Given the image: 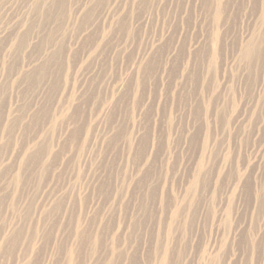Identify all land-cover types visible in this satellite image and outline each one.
Segmentation results:
<instances>
[{
    "label": "rangeland",
    "instance_id": "obj_1",
    "mask_svg": "<svg viewBox=\"0 0 264 264\" xmlns=\"http://www.w3.org/2000/svg\"><path fill=\"white\" fill-rule=\"evenodd\" d=\"M163 257L264 264V0H0V264Z\"/></svg>",
    "mask_w": 264,
    "mask_h": 264
},
{
    "label": "bare ground",
    "instance_id": "obj_2",
    "mask_svg": "<svg viewBox=\"0 0 264 264\" xmlns=\"http://www.w3.org/2000/svg\"><path fill=\"white\" fill-rule=\"evenodd\" d=\"M34 26V25H33ZM32 27V24H29L28 22H25L22 26H20V29H19V42L18 43H21L22 42V40L25 38V36H26V34L27 33H29L28 32V30L30 31V29H32L31 28ZM28 35V34H27ZM27 37V36H26ZM25 41V40H24ZM58 50V49H57ZM254 50L252 51L251 50V48H249L246 52H245V57L246 58H249V57H251V55H253L254 54ZM83 144H84V142H83ZM209 149V148H208ZM204 150H206V149H204ZM209 150H211V149H209ZM204 152V151H203ZM202 152V155L203 156H200V157H202L200 160H199V165L201 166V167H204L205 166V164H204V160L206 159V158H203L204 156H205V153H203ZM207 153V152H206ZM209 155V154H208ZM211 157V156H210ZM207 159H209V158H207ZM149 160V159H148ZM148 163H146V165H147ZM43 170V166H42V168L40 167V173L41 172H43L42 171ZM17 180H19V179H17ZM15 189V188H14ZM181 208V207H180ZM176 209L177 211L175 212V215L177 214V216L179 215L180 216V214H181V212L183 211V209L181 208V209ZM184 214V213H183ZM185 214H187L186 212H185ZM174 215V217L176 218V216ZM186 216V215H185ZM184 217V216H183ZM187 217V216H186ZM174 218V219H175ZM173 219V218H172ZM171 219V220H172ZM172 223H174V222H172ZM180 223V222H179ZM251 242V241H250ZM97 244V243H96ZM252 244V243H251ZM250 244V245H251ZM254 247V246H253ZM167 263V259L165 258V257H163L162 258V260H161V264H166Z\"/></svg>",
    "mask_w": 264,
    "mask_h": 264
}]
</instances>
